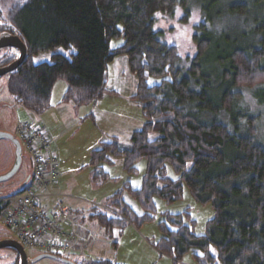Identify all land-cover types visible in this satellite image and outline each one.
<instances>
[{
    "label": "trees",
    "instance_id": "obj_1",
    "mask_svg": "<svg viewBox=\"0 0 264 264\" xmlns=\"http://www.w3.org/2000/svg\"><path fill=\"white\" fill-rule=\"evenodd\" d=\"M214 3L200 1L206 18L193 34L196 53L188 76L177 66L176 47L162 42L161 32L153 27L156 13L171 15L178 4L187 8L188 0H0V30L17 35L27 50L25 61L8 74L7 89L20 106L37 114L50 108L51 90L58 80L66 84L62 102L92 104L117 93L106 86L107 66L117 56H125L136 78L130 98L139 104L144 123L130 135L127 147L115 138L100 142L89 152L88 166L91 182L98 185L109 178L102 163L121 157L123 169L135 173L136 163L145 160L141 187L125 186L144 213L137 214L126 204L119 190L105 203L114 212L97 208L89 217L111 236L127 223L151 221L156 209L153 198L175 202L182 199L185 186L196 202L211 204L214 216L207 227L213 230L196 235L195 221L187 211L168 214L172 226L158 223L163 235L153 243L157 251L174 253L176 259L198 246L202 253H194V258L200 264H264V145L256 141L257 116L238 109L242 132L233 133L226 124L233 120L230 114L237 109L234 103L242 97L241 90L264 85V20L259 38L238 44L226 37L219 58L209 59L220 43L214 41L209 25ZM226 12L242 16L248 8L235 3ZM121 37L122 44L110 45ZM60 47L74 50L66 55L56 52ZM44 52H50V60L34 63L33 57ZM203 58L220 65L213 80L220 81L217 86L203 68ZM222 111L226 117L229 114L226 121ZM151 132L157 134L153 140L148 137ZM167 165L177 178L167 176ZM182 214L190 224L183 222ZM81 237L86 235L79 233ZM79 238L72 239V252L53 254L75 264H116L74 256L73 243ZM17 263L16 256L13 264Z\"/></svg>",
    "mask_w": 264,
    "mask_h": 264
},
{
    "label": "rangeland",
    "instance_id": "obj_2",
    "mask_svg": "<svg viewBox=\"0 0 264 264\" xmlns=\"http://www.w3.org/2000/svg\"><path fill=\"white\" fill-rule=\"evenodd\" d=\"M201 0H188L187 8L181 4L176 5L171 15L161 14L155 16L154 29L161 32L160 40L167 45L176 47L179 56L177 66L184 75L189 74L191 61L196 53V44L193 40V34L197 32V25L204 20L206 16L201 11ZM244 3L248 8L246 15L237 16L227 13V7L230 4ZM179 9V14L177 10ZM212 20L210 21L213 38L215 42H220L218 49L210 51L209 59L219 58L223 48L221 43L223 39L235 40L238 44L249 43L254 38H259L260 24L264 20V0H215L214 5L210 9ZM259 28V32L257 29ZM245 34V35H243ZM123 38L112 39L110 45L112 47L122 44ZM220 46V48H219ZM227 47V46H226ZM74 49L58 48L56 52L69 55ZM2 50H0V53ZM50 60V52L40 53L33 57L34 63ZM202 65L204 69L209 71L211 81H215V74L221 71L218 63L206 61L203 58ZM207 65V66H206ZM264 66V59L262 61ZM203 70V69H202ZM207 74V73H206ZM107 87L108 89L118 90V95L106 97L101 100L99 105L89 104L75 106L73 104H63L60 102L66 84L63 80H58L52 88V96L50 99L51 108L41 114V118L30 114L22 106H20L9 93L6 88L7 77L0 79V83L4 85L0 90V101L5 103L0 110V119L3 116L10 124L8 128L10 133L17 138V126L23 121L37 120L35 123L42 125L45 130L53 137V149L56 151L58 158V171L60 173V181H58L57 191L61 194L62 204L72 209L70 217L76 216L77 220H82L89 228L87 235L90 237H81L85 243V253H81L76 249L74 256H82L85 259H107L116 264H200L194 258L195 254H201L198 246L191 247L190 250L183 253L175 259V254L169 256L159 252L153 246L163 235L158 227V223L171 227V223L167 220L168 214H181L184 211L189 213L190 219L195 221L193 232L196 235H206L213 229L207 227V220L214 216V212L210 203H199L189 194L187 188L183 187V197L172 203L154 197L155 212L151 213L153 219L141 224L127 223L123 228H116L112 235H103V228L98 224L95 218L89 217V211L86 208L91 206L92 202L104 205L106 200L119 190H122V198L137 214L144 213L139 203L125 189L128 185L132 189H138L142 185V178L145 172V160L136 163V172L128 173L123 169V160L121 157H115L110 163H102L101 166L108 173L109 178L103 183L94 185L90 180L89 170L91 167L86 166L83 170H79L82 165L88 164L89 151L97 148L100 142H110L115 138L118 143L123 146H129L130 135L139 130L144 118L141 115L140 106L137 102H131L127 96L130 92H134L136 86V78L127 66L125 56H117L107 66ZM159 82V79H155ZM153 82V80H150ZM220 81L213 82V87L217 86ZM264 89V85L255 90H241L242 97L237 100L236 111L230 114V119L226 122L231 132H242L244 123L238 121L237 116L239 110L247 115L257 116L256 121V141L264 145V90L257 95V91ZM257 95V96H256ZM92 116H89V114ZM209 114V113H208ZM34 115V116H33ZM88 116V117H86ZM204 116V117H203ZM203 118H206L203 115ZM86 117V119H85ZM212 115H208L211 118ZM219 117V116H218ZM221 117L223 121L229 119V114L222 111ZM220 118V117H219ZM40 120V121H38ZM95 123L96 126L93 124ZM238 132V133H239ZM157 136L151 132L148 137L153 140ZM10 147V141L0 139V152ZM24 149V148H23ZM22 149V165L19 171L11 177V189L6 195H10L21 190L25 185V178L31 173V161L29 155ZM13 152V151H12ZM28 156V160L26 154ZM11 157V155H10ZM1 158V157H0ZM13 162V158H11ZM10 161V163H11ZM29 161V162H28ZM3 162L0 159V165ZM9 163V164H10ZM86 164V165H87ZM167 176L175 179L177 175L171 167L167 165ZM61 192V193H60ZM53 201V200H52ZM41 204L45 205L49 210L52 208V202L46 203L45 199H41ZM105 206V205H104ZM105 206L100 208L111 212ZM92 207L91 209H95ZM82 210H85L82 212ZM79 212V215L74 214ZM82 212V213H81ZM183 222L190 224L185 220V214H182ZM72 221V220H71ZM73 227L74 221H72ZM80 230V229H79ZM81 233V231H80ZM82 235V236H83ZM14 237L13 233L5 228L0 221V238ZM87 239V240H86ZM78 250V251H77ZM210 251L215 254L214 246L211 245ZM13 252L9 249H1L0 254H8ZM28 264H62L57 258L43 257L38 255L40 249L25 250ZM12 256L3 261V264H9ZM2 264V262H0Z\"/></svg>",
    "mask_w": 264,
    "mask_h": 264
},
{
    "label": "built area",
    "instance_id": "obj_3",
    "mask_svg": "<svg viewBox=\"0 0 264 264\" xmlns=\"http://www.w3.org/2000/svg\"><path fill=\"white\" fill-rule=\"evenodd\" d=\"M16 133L30 157L32 175L22 191L0 199L5 204L0 210L2 224L24 249L70 253L72 239L79 238V232L73 227L70 209L62 204V195L53 190L58 181L53 138L42 125L28 120L17 126ZM41 199H54L52 208L42 205ZM91 206L105 208L96 202ZM57 222L66 224L67 230L57 226Z\"/></svg>",
    "mask_w": 264,
    "mask_h": 264
},
{
    "label": "water",
    "instance_id": "obj_4",
    "mask_svg": "<svg viewBox=\"0 0 264 264\" xmlns=\"http://www.w3.org/2000/svg\"><path fill=\"white\" fill-rule=\"evenodd\" d=\"M5 46L15 48L17 50V56L15 57L13 61H11L6 66L0 67V76L16 70L25 61L26 55H27V50H26L24 43L15 34H6L3 36H0V48L5 47ZM0 139H7L10 141L13 147V155H14L13 164L10 168V172L7 173V175L5 176L0 177V181H4L14 176L19 170V167L22 162V148H21L19 139L15 138L13 134L9 132L0 131ZM31 175H32V171L30 175H27V177L25 178L24 180L25 185L29 182ZM23 188L19 190L18 192L22 191ZM0 248H7V249L14 251L15 256L18 257V264H28V258L25 252L26 249L23 248L21 243L15 237H10V238L1 237L0 238ZM38 257L39 258H43V257L57 258L65 264H75L69 259H65L60 256H57L56 254L47 253L43 251L40 252Z\"/></svg>",
    "mask_w": 264,
    "mask_h": 264
},
{
    "label": "flooded vegetation",
    "instance_id": "obj_5",
    "mask_svg": "<svg viewBox=\"0 0 264 264\" xmlns=\"http://www.w3.org/2000/svg\"><path fill=\"white\" fill-rule=\"evenodd\" d=\"M6 34H11V33H7L6 31L0 30V36L6 35ZM0 50H2V52L0 53V67L6 66L11 61H13L15 59V57L17 56V50L15 48H13V47L5 46V47L0 48ZM8 74L9 73L0 76V79L5 77V76L8 79ZM1 86L4 87V85L2 83H0V90H2V88H3ZM6 88H7V84H6ZM3 106H5V103L0 101V110H1V108ZM9 124H10V122H8L2 116L1 119H0V131H6V132L10 133V130L8 128ZM20 144H21V142H20ZM4 147L5 148H3V150H1V152H0V157H1L0 159L3 160V162L0 165V177H3L5 175H7V173L10 172V168H11V166L13 164V162L11 161V158H13V156H14L13 152H12L13 151L12 144H11L10 147H7V146H4ZM21 148L23 149L22 144H21ZM10 155H11V157H10ZM26 157H27V160H28L27 154H26ZM10 161H11V163H10ZM21 165H22V162H21ZM21 165H20L19 169L21 168ZM27 175H30V173H28ZM10 179H11V177L9 179H7V180L0 181V199L6 197L7 196L6 194L10 191V189L12 187L11 182L13 181V180L10 181ZM1 206H2V204L0 203V210H1ZM0 221L2 222L1 214H0ZM1 249H7V248H0V250ZM11 256H12V260H11V262L9 264H13L15 262V259H16L14 251L11 252V253H8V254H0V262H2V264H3L4 263L3 261H5L6 259H9V257H11ZM17 261H18V257H17Z\"/></svg>",
    "mask_w": 264,
    "mask_h": 264
},
{
    "label": "crops",
    "instance_id": "obj_6",
    "mask_svg": "<svg viewBox=\"0 0 264 264\" xmlns=\"http://www.w3.org/2000/svg\"><path fill=\"white\" fill-rule=\"evenodd\" d=\"M107 79H108V77H107ZM107 86V85H106ZM108 88V87H107ZM110 90H113V89H110ZM113 91H118V90H113ZM134 92H135V90H134ZM134 92H130L129 94H128V96H127V98L131 101V102H135L133 99H131L130 98V96L132 95V94H134ZM116 95H118V92L116 93V94H107V95H105V96H103L101 99H99V100H97L95 103H92V104H94L93 106H95L96 104L97 105H99V103H100V101L101 100H106V97H112V96H116ZM51 96H52V90H51V95H50V99H51ZM60 102L61 103H63V104H73V103H64V102H62V100H60ZM102 102V101H101ZM74 105V104H73ZM89 105V104H88ZM76 106V105H75ZM79 106H82V105H79ZM50 108H51V106H50ZM25 109V108H24ZM25 110H27V109H25ZM27 112H29L28 114H29V116H30V114H32L33 112H31V111H27ZM33 114H35V116H37V117H39V118H41L42 116H41V114H37V113H33ZM34 116V115H33ZM89 116H92L93 117V115L90 113L89 114ZM86 117H88V116H86ZM86 117H85V119H86ZM33 121H37V120H35L34 118H33ZM38 121H40V120H38ZM95 126H96V124L95 123H93ZM53 138V137H52ZM54 144V143H53ZM54 151H55V149H54ZM90 152V151H89ZM55 153H56V151H55ZM56 158H57V155H56ZM57 163H58V158H57V161H56V169H57V172H58V181H60V173H59V171H58V166H57ZM87 164V163H86ZM82 165V166H80L79 167V170H83L86 166H88V164L87 165ZM89 167V166H88ZM90 171H91V169L89 170V173H90ZM59 183V182H58ZM58 183L55 185V191L56 192H58L56 189H57V185H58ZM61 193V192H60ZM53 200V201H52ZM46 201L49 203V201H51L52 202V205L54 204V199H46ZM87 210H90L89 211V213L91 212V206L89 205V207H87L86 208ZM70 211H74V210H72V209H70ZM85 210H82V212H84ZM81 212V213H82ZM76 213V215H79L80 213L79 212H74V214ZM79 213V214H78ZM89 215V214H88ZM71 220L72 221H74V225H75V227H76V231H78L79 233H80V231H81V236L83 235V234H85L86 232L87 233H89L90 231H89V228H88V226L85 224V222L84 221H82V220H77L76 219V216H73V217H71ZM59 225H61V223H59ZM62 226V225H61ZM63 228H66V227H63ZM80 229V230H79ZM103 235L105 236V232L103 231ZM74 244V248L75 249H79L80 250V252L81 253H85V247H87L88 246V244L87 243H85L84 242V240L82 239V238H79L78 239V241H76V242H74L73 243ZM78 251V250H77Z\"/></svg>",
    "mask_w": 264,
    "mask_h": 264
},
{
    "label": "snow or ice",
    "instance_id": "obj_7",
    "mask_svg": "<svg viewBox=\"0 0 264 264\" xmlns=\"http://www.w3.org/2000/svg\"><path fill=\"white\" fill-rule=\"evenodd\" d=\"M178 14H179V9L177 10ZM157 15H159V13H157Z\"/></svg>",
    "mask_w": 264,
    "mask_h": 264
}]
</instances>
